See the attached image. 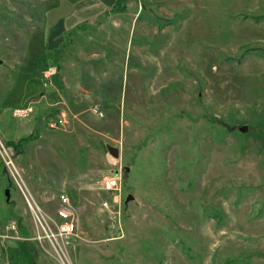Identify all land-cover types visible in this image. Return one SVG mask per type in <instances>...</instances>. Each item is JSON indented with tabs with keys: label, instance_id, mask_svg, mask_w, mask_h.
Returning a JSON list of instances; mask_svg holds the SVG:
<instances>
[{
	"label": "rangeland",
	"instance_id": "374dc122",
	"mask_svg": "<svg viewBox=\"0 0 264 264\" xmlns=\"http://www.w3.org/2000/svg\"><path fill=\"white\" fill-rule=\"evenodd\" d=\"M260 1L0 0V140L41 210L68 197L71 264H264ZM9 222L0 264H58L0 159V234Z\"/></svg>",
	"mask_w": 264,
	"mask_h": 264
},
{
	"label": "built area",
	"instance_id": "2783aa9c",
	"mask_svg": "<svg viewBox=\"0 0 264 264\" xmlns=\"http://www.w3.org/2000/svg\"><path fill=\"white\" fill-rule=\"evenodd\" d=\"M50 75V70L44 72V77ZM93 112L99 113L97 107H93ZM31 113L30 108L16 109L12 112V116L18 118H24ZM64 124L63 114H59L56 119H52L46 123V127L49 129H55L61 127ZM9 147L0 140V159L3 162L4 170L15 184L19 192L21 193L29 211L31 214V220L34 226V234L32 240L35 241L44 251L48 252L46 246L50 249L53 259L58 264H71L69 255L67 254L68 241L71 237H74L75 225L72 222V208L70 201L65 194H59L57 196V207L54 209L53 214H47L41 210L33 201L28 193L24 183L21 180L20 174L14 164L13 158L9 156ZM22 187V188H21ZM101 190L111 194L112 204L119 203L120 196V178L113 175L103 178L101 182ZM102 207H106L105 203L101 204ZM4 230L9 233H15V225L9 222ZM3 239L7 240H20L16 236L3 235ZM48 255H50L48 253Z\"/></svg>",
	"mask_w": 264,
	"mask_h": 264
},
{
	"label": "crops",
	"instance_id": "0c3cea01",
	"mask_svg": "<svg viewBox=\"0 0 264 264\" xmlns=\"http://www.w3.org/2000/svg\"><path fill=\"white\" fill-rule=\"evenodd\" d=\"M263 2L264 1H260V2H256L257 3V5L255 4V6L257 7V6H259L260 4H263ZM255 7V8H256ZM136 14H137V12H134L133 13V17H135L136 16ZM262 17L261 18H263L264 17V15H261ZM86 20H88V23H86ZM113 23V26H115V25H117V23L115 22V19H110ZM261 22H263L264 23V21H261ZM93 23H94V21H93V18H82V19H79L78 21H76V23L75 24H72L70 27H73V29H71V30H73V33H74V39H73V41H72V46H75L76 44H77V42L79 41V39L81 38L80 37V34H81V31L80 30H84V32H86V30L88 29V28H90L92 25H93ZM102 24L103 23H98V25H97V27H98V30L99 29H101L102 27H104V24H103V26H102ZM263 27H264V25H263ZM74 44V45H73ZM69 66H72L73 65V63L71 62V63H69L68 64ZM63 85L65 86V84L63 83ZM77 88L80 90V87L77 85ZM85 88V87H84ZM67 89V88H66ZM9 199V198H8ZM1 229V228H0ZM2 232H1V234H0V260H3L4 261V257L6 256V255H8L7 254V249H11V248H13L12 247V241H19V240H12L11 241V239L10 240H8V241H4L5 239H3L2 238V236L3 235H9V236H16V237H19V236H17L16 235V229H15V233H12V232H9L8 234H7V232L3 229V230H1ZM8 242H10L11 244H9L10 246H5V243H8ZM24 243V242H23ZM26 244V243H25ZM26 245H28V244H26ZM5 246V247H4ZM5 252H6V255H5ZM34 257V256H33ZM32 257V258H33ZM10 258L12 259V260H14V259H19V255H18V252H17V254H13V250L11 251V256H10ZM34 259H35V257H34Z\"/></svg>",
	"mask_w": 264,
	"mask_h": 264
},
{
	"label": "water",
	"instance_id": "95a60500",
	"mask_svg": "<svg viewBox=\"0 0 264 264\" xmlns=\"http://www.w3.org/2000/svg\"><path fill=\"white\" fill-rule=\"evenodd\" d=\"M235 129H236L238 132H240L241 134H244V133L247 131V126H245V125L235 126ZM105 149H106L107 154H108L111 158H113V159H117V158H118L119 150H118L117 147H112V146H108V145H106V146H105ZM127 171H128V169L125 168V172H127ZM4 194H5V195H4V196H5V202H8V198H9V196H8V192L5 191ZM132 200H133V197H132L131 195L128 194V195H126V197H125L123 203H124V205H126L128 201H132Z\"/></svg>",
	"mask_w": 264,
	"mask_h": 264
},
{
	"label": "trees",
	"instance_id": "16d2710c",
	"mask_svg": "<svg viewBox=\"0 0 264 264\" xmlns=\"http://www.w3.org/2000/svg\"><path fill=\"white\" fill-rule=\"evenodd\" d=\"M213 120H214V119H213ZM19 141H21V139H20ZM19 141H18L17 143H13V142L9 141V142H7V144H9V145H11V146H14L15 148H16V147L18 148V145H19V143H20Z\"/></svg>",
	"mask_w": 264,
	"mask_h": 264
}]
</instances>
